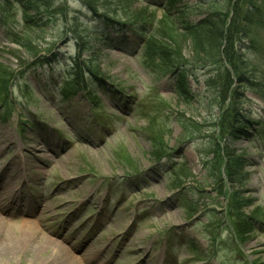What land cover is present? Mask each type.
<instances>
[{
    "label": "rangeland",
    "instance_id": "1",
    "mask_svg": "<svg viewBox=\"0 0 264 264\" xmlns=\"http://www.w3.org/2000/svg\"><path fill=\"white\" fill-rule=\"evenodd\" d=\"M2 1L0 64L15 72L8 93L15 113L0 120V178L11 191L31 192L16 200L0 184V218L10 234L54 239L76 264H264V146L223 138L221 99L206 85L211 71L182 52L195 97L186 104L171 93L168 68L144 61L139 35L111 33L137 44L128 55L92 42L99 16L155 23L162 11L140 0H47L49 25L31 32L16 24L19 4ZM180 1L192 8L191 20L204 13L194 0ZM261 11L249 36L254 46L244 50L255 78L264 72V3ZM11 29L34 49L10 43ZM74 30L88 48L76 46L74 36L83 37ZM77 48L84 90L70 77ZM44 57L45 64L36 62ZM245 97L244 110L263 129V104L250 92ZM227 155L245 161L237 182L225 172L226 163L235 167ZM236 197L251 205L238 215ZM250 225L241 240L237 229ZM20 248L8 264H28L35 246Z\"/></svg>",
    "mask_w": 264,
    "mask_h": 264
},
{
    "label": "trees",
    "instance_id": "2",
    "mask_svg": "<svg viewBox=\"0 0 264 264\" xmlns=\"http://www.w3.org/2000/svg\"><path fill=\"white\" fill-rule=\"evenodd\" d=\"M16 1V0H15ZM144 2L146 8L153 7L155 10L162 11L161 18L155 23L144 20L127 19L128 21L115 20L105 16H99L102 19L103 26L93 29L92 34L95 41H99L105 46L112 48L115 46L124 52H130L137 44L141 45L143 50L142 57L145 62H159L161 66L168 68L170 75V88L175 96L186 104L193 102L194 95L191 93L190 83L192 82L193 72H188L187 60L183 57L182 52L187 49L188 55L192 58L201 72L211 71L207 77L206 85L216 89L217 97L221 103L218 110L220 130L224 135L223 138L230 141L245 140L250 144L264 146L261 135L264 134L263 129L250 118L251 113L244 110L245 93H252L261 101L264 106V72L254 76V72L249 69L248 57L245 56V49H248L252 41L249 36L253 32V27L262 23L263 15L261 7L264 0H194L195 7L200 8L204 13L198 18L191 20L190 10L187 5L181 3L180 0H140ZM47 0H17L20 8L23 10V17L16 22L24 28L33 32V30L43 29L49 25L51 17V5H47ZM93 12L94 9L90 7ZM33 15H42L45 13V23H42V17H33ZM61 14L62 11L60 10ZM97 16V15H95ZM109 30V33L107 32ZM9 32V31H8ZM75 34L77 30L73 31ZM111 33L117 35L119 33L137 34L138 43L128 44L125 38L114 39ZM10 42L18 45L26 53L31 52L33 48L32 40L27 38H12L14 30L9 32ZM83 40L75 37L76 46L86 45L88 48L89 39ZM166 38V39H165ZM79 50V51H78ZM77 55L83 53L77 48ZM168 52L170 58L163 57ZM264 57V55H263ZM47 58H39L36 62L45 64ZM79 55L72 62L75 69L74 73H70L72 79H76L80 83V88L85 89L82 85L84 73L79 69L77 61ZM33 65V64H28ZM27 65V66H28ZM194 66H196L194 64ZM26 67V66H25ZM89 70V69H88ZM15 72L10 68L0 64V113L7 116L10 111L8 108L9 81L14 77ZM98 86L102 82V78H97L96 71L88 72ZM23 73L15 74L20 76ZM195 98V97H194ZM228 99V103L225 104ZM93 103V102H92ZM22 116V113H20ZM264 118V112H263ZM264 125V124H263ZM20 132H25L22 128ZM264 136V135H262ZM156 152V156H158ZM153 156V157H156ZM227 161L234 162L235 167L229 168L225 164V172L229 178H233V182L239 179V172L245 164L243 158L227 155ZM232 202H236V214L241 210L250 207V203L240 200L236 197ZM238 236L241 240H245V236L252 231V227L244 226L237 229Z\"/></svg>",
    "mask_w": 264,
    "mask_h": 264
},
{
    "label": "bare ground",
    "instance_id": "3",
    "mask_svg": "<svg viewBox=\"0 0 264 264\" xmlns=\"http://www.w3.org/2000/svg\"><path fill=\"white\" fill-rule=\"evenodd\" d=\"M7 224L0 218V264H8L14 256L18 257L21 254L20 246L23 245L24 248L26 247H34L33 251L30 252L28 258V264H76L77 261L74 257L66 253L63 248L57 244L56 240L43 237L40 241H36L33 238L25 237V236H18L15 237L10 234L11 228L7 226ZM6 228L8 229L7 231ZM27 227H23L21 229H26ZM14 231V229H13ZM33 245V246H31ZM20 249V250H19ZM22 253V252H21ZM39 254L40 257L44 262L37 261L34 257L31 256L32 254ZM31 258V259H30ZM36 260V261H35ZM72 260V261H71ZM76 262V263H75Z\"/></svg>",
    "mask_w": 264,
    "mask_h": 264
}]
</instances>
